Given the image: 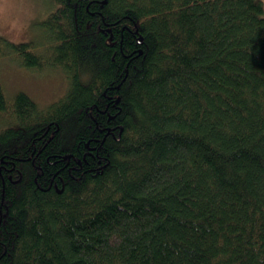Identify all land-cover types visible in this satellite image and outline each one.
<instances>
[{
    "label": "trees",
    "instance_id": "16d2710c",
    "mask_svg": "<svg viewBox=\"0 0 264 264\" xmlns=\"http://www.w3.org/2000/svg\"><path fill=\"white\" fill-rule=\"evenodd\" d=\"M40 105L0 77V264H264L262 0H54Z\"/></svg>",
    "mask_w": 264,
    "mask_h": 264
},
{
    "label": "rangeland",
    "instance_id": "374dc122",
    "mask_svg": "<svg viewBox=\"0 0 264 264\" xmlns=\"http://www.w3.org/2000/svg\"><path fill=\"white\" fill-rule=\"evenodd\" d=\"M57 7L54 0H0V36L13 43L31 42L38 45L34 53H43L46 49L39 45L48 41L46 24ZM0 77L9 98L21 91L40 105L58 101L68 85L62 69L45 65L36 70L11 59L0 61Z\"/></svg>",
    "mask_w": 264,
    "mask_h": 264
}]
</instances>
